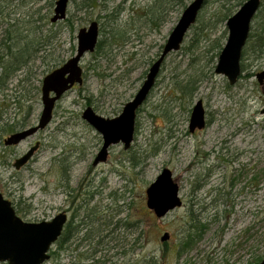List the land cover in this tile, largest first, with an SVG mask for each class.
Wrapping results in <instances>:
<instances>
[{
	"label": "rangeland",
	"instance_id": "1",
	"mask_svg": "<svg viewBox=\"0 0 264 264\" xmlns=\"http://www.w3.org/2000/svg\"><path fill=\"white\" fill-rule=\"evenodd\" d=\"M56 1L0 0V55L6 43L14 55L30 54L0 84V191L25 221L65 211L73 227L88 222L91 236L101 234L72 237L64 250L55 243L57 253L44 264H258L264 258V86L256 75L264 52H243L235 84L216 73L229 30L227 20L218 19L223 7L210 0L200 15L205 30L191 28L164 60L137 112L131 147L114 144L106 161L93 164L103 136L83 118L84 109L109 118L121 114L193 0L165 6L161 17L154 15L155 0H93L85 9L83 0H70L67 17L53 23ZM92 21L104 49L81 58L83 83L57 101L46 128L6 146L4 139L16 131L1 130L37 124L42 80L76 54L78 32ZM259 22L254 18L253 30ZM198 100L206 127L191 132ZM39 141L33 158L15 168ZM164 168L174 173L183 205L158 218L146 205V190ZM192 216L202 228H192ZM166 232L170 238L163 241ZM188 235L195 237L182 249Z\"/></svg>",
	"mask_w": 264,
	"mask_h": 264
},
{
	"label": "water",
	"instance_id": "2",
	"mask_svg": "<svg viewBox=\"0 0 264 264\" xmlns=\"http://www.w3.org/2000/svg\"><path fill=\"white\" fill-rule=\"evenodd\" d=\"M206 1L193 0L183 10L178 23L164 43L159 58L153 62L139 91L134 95L133 100L124 105L121 114L109 118L99 115L92 106L84 109L83 118L103 136V146L97 153L93 164L106 161L109 149L114 144L123 143L126 149L131 147L135 135V118L139 108L154 89L164 60L169 53L181 48L188 31L197 22ZM69 2L70 0L56 1L54 15L51 18L53 23L67 17ZM261 2L262 0H247L235 14L227 19L229 35L227 43L219 55L215 72L226 75L230 84H235L242 74L243 49L248 43L252 30L251 25L260 9ZM99 29L98 21H92L87 27L79 30L76 54L63 65L48 73L42 80L43 109L37 124L7 136L4 140L6 146L17 145L38 133L39 130L46 128L53 119L57 101L76 84L83 83L84 70L80 65L81 58L88 52H94L97 49L100 37ZM256 77L257 81L264 86V67ZM193 107L189 124L191 132L204 129L207 122L203 101L198 100ZM262 112H264V108ZM39 147V142H37L29 148L24 155L18 157L14 167L19 170L26 165ZM179 191V184L174 180V173L169 168H164L146 190V205L153 210L158 218L164 217L171 210L183 205ZM68 221V215L64 211L56 214L50 220L25 221L17 214L13 202L6 199L0 191V262L4 264H44L50 259L49 251L63 235ZM161 237L163 241L170 238L168 232ZM258 264H264V258Z\"/></svg>",
	"mask_w": 264,
	"mask_h": 264
},
{
	"label": "trees",
	"instance_id": "3",
	"mask_svg": "<svg viewBox=\"0 0 264 264\" xmlns=\"http://www.w3.org/2000/svg\"><path fill=\"white\" fill-rule=\"evenodd\" d=\"M186 1L187 0H155L154 1L155 3L153 5L154 15H155V17H158V16L161 17L162 16L161 13H163L162 10L165 6H169L171 4H183L184 5V4H186ZM209 1L210 0H207L206 3H208ZM216 1H218L220 3L221 7H223V9H224L222 14L218 16V19L221 21H226L230 16H232L234 14L233 8H235L236 6L241 4V0L240 1L239 0H216ZM92 2H93V0H86V1L83 0V2L81 3V8L85 9L86 7H89ZM259 8L260 9L258 10L257 14L254 17V18H257V17L260 18L259 26L257 27L256 30H253L252 25H251L252 30H251V33H250L249 38H248V43L245 46L243 51H247L248 47H251L255 53L261 54L264 52V2L263 1L261 2V5ZM201 13L199 14V16L196 20L197 22L194 24V26L196 28H198L199 32H203L205 30L204 27L201 28L199 26V24L202 22L200 19ZM194 26H192L191 28H193ZM103 43H104L103 39L98 41V44H97V50L98 51L97 52L102 51L104 49ZM8 47H7V43H6V46H5V48H7L6 53L5 54L3 53L2 55H0V68L1 67L3 68V74H1V76H0V84H4L5 80L8 79L12 74H14V71L21 69L22 66H24L25 63L28 62L27 59H28V56L30 55V54H28V56L26 57L27 53L26 52L23 53L22 51H20L19 54L14 55L13 51H11V48L10 47L8 48ZM5 55H11V56H9L10 57V61H8L9 64H7V65H5L2 62ZM17 128H14L13 126L5 127L3 129V131L1 130V133L6 132V130L7 131H17ZM74 216H75V214H74ZM73 222H74V217L72 218V220H70L65 225L63 235L56 242L59 244L60 249L64 250L66 248V244L69 242V240L72 237H76V238L81 239V240H87V239H91V237L95 238L98 235L101 236L100 233H98V234L92 233L94 236L90 235V231L88 230V228H89L88 222H85V223H83V221L79 222L77 225H75V227H73ZM191 222H192L191 223L192 228H194L195 230H197V228H202L201 223H200L201 219H199L197 216H192ZM85 229H87L86 233L82 237L79 236L80 233L83 232ZM91 232H92V230H91ZM189 233H191V232H189ZM108 235L109 234L103 235L102 237L99 236V238H107ZM194 237H195V235H193V236L188 235L186 243H182V245H181L182 249H183V247H185L184 245L190 244L191 241L194 239ZM78 245L80 246V245H82V243H79ZM49 252H50L51 257L53 255H55V253H57V252L52 251V250H50ZM87 257H90V256H87ZM76 264H80V263H76Z\"/></svg>",
	"mask_w": 264,
	"mask_h": 264
},
{
	"label": "flooded vegetation",
	"instance_id": "4",
	"mask_svg": "<svg viewBox=\"0 0 264 264\" xmlns=\"http://www.w3.org/2000/svg\"><path fill=\"white\" fill-rule=\"evenodd\" d=\"M205 127H206V126H205ZM23 129H25V127H24V126H20V127L17 128V131H19V130H23ZM17 131H16V132H17ZM39 131H40V130H39ZM14 133H15V132H14ZM4 140H5V139H4ZM19 143H20V142H19ZM36 143H37V142H36ZM36 143H35V144H36ZM35 144H34V145H35ZM17 145H18V143H17ZM32 146H33V145H31V147H32ZM39 146H40V141H39ZM31 147H30V148H31ZM39 148H40V147H39ZM38 150H39V149H38ZM38 150H37V151H38ZM37 151H36V152H37ZM36 152H35V153H36ZM25 153H26V152H25ZM25 153H24V154H25ZM35 153H34V155H35ZM24 154H22V155H24ZM22 155H21V156H22ZM34 155H33V156H34ZM19 157H20V156H19ZM17 160H18V159H17ZM30 160H31V159H30ZM30 160H29V161H30ZM15 162H16V161H15ZM64 212H65V211H64ZM66 213H67V212H66ZM67 215H68V214H67ZM68 219H69V218H68ZM69 221H70V219H69ZM69 221H68V222H69Z\"/></svg>",
	"mask_w": 264,
	"mask_h": 264
}]
</instances>
